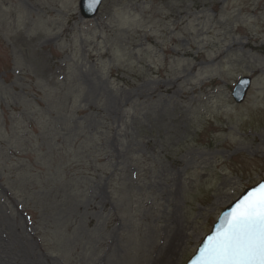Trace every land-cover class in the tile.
<instances>
[{
  "label": "rangeland",
  "instance_id": "1",
  "mask_svg": "<svg viewBox=\"0 0 264 264\" xmlns=\"http://www.w3.org/2000/svg\"><path fill=\"white\" fill-rule=\"evenodd\" d=\"M262 178L264 0H0L5 262L185 264Z\"/></svg>",
  "mask_w": 264,
  "mask_h": 264
},
{
  "label": "snow or ice",
  "instance_id": "2",
  "mask_svg": "<svg viewBox=\"0 0 264 264\" xmlns=\"http://www.w3.org/2000/svg\"><path fill=\"white\" fill-rule=\"evenodd\" d=\"M100 0H86L92 9ZM192 264H264V183L227 213Z\"/></svg>",
  "mask_w": 264,
  "mask_h": 264
},
{
  "label": "water",
  "instance_id": "3",
  "mask_svg": "<svg viewBox=\"0 0 264 264\" xmlns=\"http://www.w3.org/2000/svg\"><path fill=\"white\" fill-rule=\"evenodd\" d=\"M101 1L102 0H100V3L98 5H96L94 8L90 9L86 4V0H80L79 6H80L81 14L84 17L94 16L99 10ZM251 82H252V77L249 75H245V76H242L238 80V82L235 84L233 91H232V95L237 102H241L244 100V98L246 97V94L248 92V89L251 85ZM261 183H264V179L261 180L260 182H258L257 184L248 187L237 199H235L231 204H229L228 206H226L222 210L217 221L214 223L212 230L204 237V239L200 243L196 253L188 260L187 264H192L193 260L199 255V249L202 248L204 246V244L207 242L208 236H210L216 232L217 228L223 222L224 217L227 215V213L231 212L232 208L235 207L236 203H238L239 200L243 199L244 196H246L250 191H253Z\"/></svg>",
  "mask_w": 264,
  "mask_h": 264
},
{
  "label": "bare ground",
  "instance_id": "4",
  "mask_svg": "<svg viewBox=\"0 0 264 264\" xmlns=\"http://www.w3.org/2000/svg\"><path fill=\"white\" fill-rule=\"evenodd\" d=\"M2 256H3V255L0 254V264H8V261L5 262V260H3V258L1 259ZM30 264H31V262H30Z\"/></svg>",
  "mask_w": 264,
  "mask_h": 264
}]
</instances>
